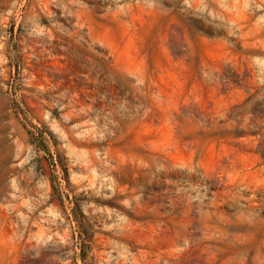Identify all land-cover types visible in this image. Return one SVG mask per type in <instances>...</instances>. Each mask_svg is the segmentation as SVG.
<instances>
[{
	"label": "rangeland",
	"instance_id": "obj_1",
	"mask_svg": "<svg viewBox=\"0 0 264 264\" xmlns=\"http://www.w3.org/2000/svg\"><path fill=\"white\" fill-rule=\"evenodd\" d=\"M0 264H264V0H0Z\"/></svg>",
	"mask_w": 264,
	"mask_h": 264
}]
</instances>
